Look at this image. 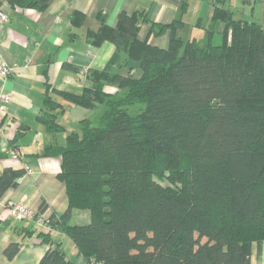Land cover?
Returning a JSON list of instances; mask_svg holds the SVG:
<instances>
[{
	"label": "trees",
	"instance_id": "16d2710c",
	"mask_svg": "<svg viewBox=\"0 0 264 264\" xmlns=\"http://www.w3.org/2000/svg\"><path fill=\"white\" fill-rule=\"evenodd\" d=\"M5 1L42 11L54 0H0V7ZM142 14L123 11L116 26L103 20L88 31L94 44L109 40L139 59L140 77L65 63L93 83L82 93L53 89L105 110L97 123L83 119L66 144L44 148L43 155L61 157L69 206L45 218L50 230L37 235L50 247L38 264H74L52 229L67 234L89 264H251L252 243L264 241V26L217 6L213 17L232 30L231 42L214 44L213 25L207 40L178 37L177 20L157 26L172 31L161 48L138 38ZM84 18L73 12L75 24ZM108 84L118 92H106ZM45 102L41 119L58 133L64 106L48 93ZM25 171L4 168L0 199ZM74 209L89 210V222L71 223ZM21 245L9 243L5 255L13 259Z\"/></svg>",
	"mask_w": 264,
	"mask_h": 264
},
{
	"label": "crops",
	"instance_id": "0c3cea01",
	"mask_svg": "<svg viewBox=\"0 0 264 264\" xmlns=\"http://www.w3.org/2000/svg\"><path fill=\"white\" fill-rule=\"evenodd\" d=\"M54 0L45 10L15 9L7 1L0 12L7 15L0 20V64L13 67L5 87L12 93L8 113L0 123V175L5 167L25 168L16 187L8 189L0 199V264H38L50 244L37 235L49 231L45 224L35 220L20 221L12 215L8 203L28 202L44 218H59L68 209L69 198L65 183L58 177L61 157L43 155L49 145L66 144L68 134L81 130L83 119L99 121L105 108H88L71 103L53 93V89L82 93L92 80L82 73L64 67L72 63L83 69L104 70L123 76L140 77L142 69L136 57L118 49L112 41L96 45L88 31H97L104 20L116 26L121 12L141 11L138 38L152 45L168 48L172 31L157 32L158 25L177 23L175 35L183 39L207 40L210 28L214 44L231 42L232 30L225 32L222 19L213 17L217 6L233 13L235 19L257 22L264 26V0ZM84 13L81 24L72 21L73 12ZM157 24V25H153ZM216 40V41H215ZM118 87L106 85L105 91L115 94ZM63 104L57 111V121L63 127L58 133L48 130L41 116L46 111V94ZM47 205L42 211V205ZM90 220V211L74 209L71 223L84 224ZM35 230L21 236L19 228ZM55 242H62L67 256L74 264H89L70 237L60 229L51 230ZM21 241V249L9 259L4 250L13 241ZM251 264H264V241L252 243Z\"/></svg>",
	"mask_w": 264,
	"mask_h": 264
},
{
	"label": "built area",
	"instance_id": "2783aa9c",
	"mask_svg": "<svg viewBox=\"0 0 264 264\" xmlns=\"http://www.w3.org/2000/svg\"><path fill=\"white\" fill-rule=\"evenodd\" d=\"M7 15L0 12V20L5 21ZM13 67L6 63L0 64V123L3 121L8 113L9 104L12 101V93L6 89L5 82L7 78L12 74ZM12 215L17 220L32 221L35 220L39 224H45L48 228L49 225L44 216L36 212L28 202H15L10 201L8 203Z\"/></svg>",
	"mask_w": 264,
	"mask_h": 264
},
{
	"label": "rangeland",
	"instance_id": "374dc122",
	"mask_svg": "<svg viewBox=\"0 0 264 264\" xmlns=\"http://www.w3.org/2000/svg\"><path fill=\"white\" fill-rule=\"evenodd\" d=\"M215 41H216V40H215ZM142 107H143V105L140 104V103H138V104H136L135 107H133V108L131 109V111H132V112H135L137 109H141Z\"/></svg>",
	"mask_w": 264,
	"mask_h": 264
}]
</instances>
